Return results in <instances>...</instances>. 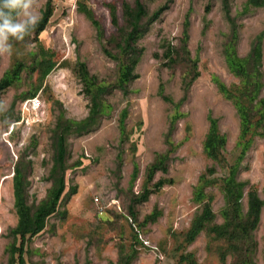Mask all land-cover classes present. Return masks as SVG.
<instances>
[{
    "label": "rangeland",
    "instance_id": "1",
    "mask_svg": "<svg viewBox=\"0 0 264 264\" xmlns=\"http://www.w3.org/2000/svg\"><path fill=\"white\" fill-rule=\"evenodd\" d=\"M141 1L151 14L168 0ZM47 2L52 15L45 28L23 40L10 38L11 53H0V78L16 62L24 64L19 78L0 92V264H17L9 251L20 240L11 233L18 222L15 164L20 161L25 169V198L33 210L53 184L59 122L88 113L79 62L109 91L98 122L86 132L67 135L65 188L44 227L26 236L27 264H115L121 249L135 250L129 264H264V204L239 246L208 230L225 221L228 201L221 185L232 170L243 183L242 213L249 191L264 203V129L243 133L237 99L219 88L243 86L229 58H246L257 40L263 83L257 99L264 95V1L253 6L248 0H228L226 14L223 0H171L137 40L142 48L134 69L138 76L126 83V91L114 86L119 61L103 49L117 51L110 39L117 29L108 5L115 6L121 25L123 3L132 6L134 0H36L33 7L40 16ZM91 18L102 27V39ZM185 21L187 40L182 43ZM168 48L178 59L173 65H166ZM43 58L53 67L41 78L43 64L37 62ZM183 59L188 66L195 62L198 72L186 88L183 82L193 71ZM33 95L42 107L34 114L23 112L21 104ZM209 116L224 137L217 159L208 157L203 146ZM161 153H168L166 170L149 177L148 166ZM159 178L168 181L156 190ZM144 188L149 196L138 201ZM199 193L201 200L196 199ZM206 203L213 218L187 242L191 221Z\"/></svg>",
    "mask_w": 264,
    "mask_h": 264
},
{
    "label": "trees",
    "instance_id": "2",
    "mask_svg": "<svg viewBox=\"0 0 264 264\" xmlns=\"http://www.w3.org/2000/svg\"><path fill=\"white\" fill-rule=\"evenodd\" d=\"M170 1L171 0H168L164 4L158 6L151 14L148 13L146 6L141 0H134L132 6L123 3V24L121 25L118 23L115 6L108 5L111 22L117 29V32L112 35L110 39L114 40L115 44L113 48H116L117 51L114 53L110 47H104L103 50L107 56L119 61L118 79L114 85L115 87L126 91V83H129L138 76L137 73L134 72V69L142 54V48L138 46L137 40L143 36L144 32L147 30L148 23L156 20L160 14L168 8ZM263 1L264 0H248L253 6H260ZM227 5L228 0H223V7L226 14H228L229 11ZM13 15L15 16V13H13ZM51 15L52 7L50 2H47L45 8L41 12L39 22L34 28L30 29L29 34L34 32L35 35H38L45 28ZM228 18L230 19V16H228ZM91 21L96 26L97 36L102 39L104 31L99 22L94 18H91ZM187 24L188 22L185 21V28L181 39L182 43L187 40ZM109 40L107 43H109ZM172 51H174L172 48H168L164 52V57L167 58L166 65H173L178 62L177 57L172 55ZM261 57V45L257 40L254 41L252 49L246 58L230 55V67L232 71L239 76L243 86L239 89L235 87L233 91L221 84L219 85L220 90L225 95L237 99L236 106L241 116L243 133L251 132V127H253V132H256L257 128L264 129V95L257 99L263 86L260 69ZM183 61L186 66L188 60L186 62L185 59H183ZM41 63L43 65L40 69V76L44 78L52 69L53 61L43 58L42 61L37 62V65ZM191 63L192 64L189 66L187 65V68H190L193 73L191 77H187V83L183 82L185 88L198 76V72L193 70L196 66L195 62ZM23 67L24 64L22 62H16L10 69L4 72L0 78V92L4 91L19 78ZM78 70L79 76L84 82L86 92L89 95V110L87 115L80 120L66 119L59 122L55 131L53 164L50 169V177L53 184L47 194V198L33 210H31V206L27 204L25 198V169H23L24 167L20 161L14 166L13 194L18 222L16 226L11 229V233L14 239L19 238L20 240L18 244H15V241L12 242L9 251L11 254V262H16L17 264H27L24 257V242L26 236L34 235L44 227L46 217L54 212L61 194L64 191L65 161L68 154L66 148L67 135L86 132L98 122L102 111L103 96L109 91L108 86L100 84L95 76L89 75L83 62H79ZM35 91L36 89L34 92ZM163 98L166 100L169 99L167 96H163ZM208 119L209 129L203 143L204 151L208 157L217 159L224 145V137L218 132L217 120L211 116H209ZM167 160L168 153L157 154L148 166L147 172L149 177L156 170L165 171ZM167 181L166 179L159 178L155 182L154 188L156 190L159 189ZM242 186L243 183L236 181L233 170L229 177L222 180L221 188L228 201L227 208L224 210L225 221L222 224L212 225L208 228L209 232L212 233L214 237L223 238L226 241L229 240L232 246H239L243 243L241 241H245L249 232L256 226L261 206L264 204L256 192L249 191L247 195V211L243 214L240 205ZM149 193L150 190L144 188L143 192L138 197V201H145ZM200 196L199 193L196 199L201 200ZM212 218L213 213L209 204L206 203L203 205L202 210L193 217L185 236L186 241H193L197 234L205 228L206 224L210 222ZM134 252L135 250L126 252L121 249L118 261L115 264H129ZM109 264L113 263L110 262Z\"/></svg>",
    "mask_w": 264,
    "mask_h": 264
},
{
    "label": "clouds",
    "instance_id": "3",
    "mask_svg": "<svg viewBox=\"0 0 264 264\" xmlns=\"http://www.w3.org/2000/svg\"><path fill=\"white\" fill-rule=\"evenodd\" d=\"M35 3L36 0H0V53L10 54V38L23 40L39 22Z\"/></svg>",
    "mask_w": 264,
    "mask_h": 264
},
{
    "label": "built area",
    "instance_id": "4",
    "mask_svg": "<svg viewBox=\"0 0 264 264\" xmlns=\"http://www.w3.org/2000/svg\"><path fill=\"white\" fill-rule=\"evenodd\" d=\"M23 112L30 111L32 114L35 111L42 107L41 101L36 98V96L26 98L23 103L21 104Z\"/></svg>",
    "mask_w": 264,
    "mask_h": 264
}]
</instances>
